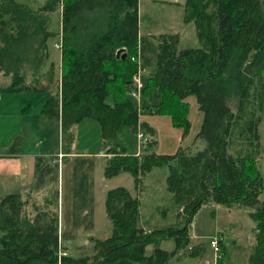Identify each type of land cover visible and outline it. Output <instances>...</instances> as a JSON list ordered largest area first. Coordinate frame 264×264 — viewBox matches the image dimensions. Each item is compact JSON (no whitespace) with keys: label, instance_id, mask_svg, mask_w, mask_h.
Returning <instances> with one entry per match:
<instances>
[{"label":"trees","instance_id":"trees-1","mask_svg":"<svg viewBox=\"0 0 264 264\" xmlns=\"http://www.w3.org/2000/svg\"><path fill=\"white\" fill-rule=\"evenodd\" d=\"M57 11L59 75L49 52L56 36L51 15ZM185 21L194 23L199 47L180 49L178 34L159 35L156 71L139 92L158 90L161 101L151 110L170 116L184 134L191 126L187 99L194 97L203 115L196 142L204 145L193 154H158L155 130L140 122V105L132 99L141 69L139 0H46L37 9L0 0V74L10 77V88L49 92L42 115L60 121L63 154L75 139L73 127L92 119L108 144L105 177L127 171L139 190L143 176L167 167V189L177 210L175 223L145 230L139 224L138 196L125 187L111 189L105 198L111 235L94 239L92 255L72 257L62 254V237L73 236L61 231L59 215L50 207L56 196H46L30 211L19 193L0 196V264H168L188 248L194 217L209 201L248 208L256 240L248 264H264V174L259 163L264 0H186ZM123 128L143 133L139 155L128 154L115 141ZM18 146L16 139L11 151ZM54 158L57 165L59 158ZM55 165L40 169L38 185L54 178ZM165 239L175 241L174 251L160 248ZM150 245L153 252L147 255ZM205 253L203 243L187 251L195 258Z\"/></svg>","mask_w":264,"mask_h":264},{"label":"rangeland","instance_id":"rangeland-1","mask_svg":"<svg viewBox=\"0 0 264 264\" xmlns=\"http://www.w3.org/2000/svg\"><path fill=\"white\" fill-rule=\"evenodd\" d=\"M18 1L32 9H37L46 2V0ZM185 2L186 0H139V61L142 68L139 75L142 83L146 84L149 77L156 71L157 37L159 35L178 34L180 49L199 47L194 23L185 21ZM50 30L56 35L49 41L50 60L56 65V70L60 58V52L56 46L57 35L61 31L60 11L51 15ZM10 82L9 76L0 75V97H7L11 91L15 94L14 97L26 102L24 107L31 105L33 117L40 113L49 92H29L21 87L10 88ZM140 94V100L136 96L132 99L140 105L142 113L153 112L156 115V119L153 117L154 130L157 136L156 141H160L161 144L158 146L157 143L156 153L161 151L165 153L160 154H174L184 150L187 154H193L203 147V141L202 144L193 141L194 143L192 142L189 146L185 145L186 139H197L203 119L194 97L187 99L191 126L185 135L182 128L173 126L170 116L158 114L157 109L147 110V106L148 108L154 107L161 101L158 90L151 88L146 95ZM151 103L153 105H149ZM2 116L3 113H0V118ZM37 118L42 120L41 118L45 117L37 115ZM81 123L74 128L75 139L71 145L69 144V147L66 146V149H69V153L66 155L63 154L62 134H60L59 128L55 129L50 141L47 137L48 145L40 140L36 142V139L31 138L35 142L26 147L27 149L36 148L44 166L47 163L55 165L52 164L53 158H59L61 154L57 165H55L58 168L56 175L51 179L44 178L39 183L37 193L38 195L44 193L45 196L52 198L57 197L55 204L50 207L59 215L61 231L68 232L71 237L73 236L70 240L62 237L63 249L61 250L72 257L92 255L94 239H105L111 235L112 224L106 214L105 198L109 190L117 187H125L134 196H138L141 203L139 224L145 230L161 229L175 223L177 210L173 207L171 194L166 184L168 168L156 167L143 176L139 190H136L134 178L127 171L111 178L105 177L104 172L107 165L105 153L108 144L103 141L100 127L96 121L91 119V121ZM1 125L0 123V139L6 136H2ZM38 129H40L38 132L41 136L43 128L40 124ZM178 132H183L187 138L176 147ZM259 134L262 145L259 163L264 174V120L259 125ZM138 135L130 128H123L118 132L115 141L128 154L134 155L132 151L136 149L141 153L143 145L139 141ZM18 141L19 143L22 141L21 137L18 138ZM261 199H264V192L261 194ZM167 209H170V212L164 216L163 211ZM254 226L255 223L250 218L249 210L245 206L238 204L219 206L209 201L194 217L190 228L188 248L183 250L179 256H172L168 264H214L213 257L216 252L210 245L211 237L219 241L220 249L216 256H222V264H248L256 247ZM200 243L206 247L204 256L202 258L189 256L188 249ZM159 246L163 250L172 252L175 250V241L165 239L160 242ZM153 248L152 245L146 248L147 255L152 254Z\"/></svg>","mask_w":264,"mask_h":264},{"label":"crops","instance_id":"crops-1","mask_svg":"<svg viewBox=\"0 0 264 264\" xmlns=\"http://www.w3.org/2000/svg\"><path fill=\"white\" fill-rule=\"evenodd\" d=\"M56 46L58 47V45ZM58 63L59 66L56 67V72L59 75L61 71L60 58ZM138 81L141 84V87H143L145 83H142L140 75H138ZM140 93L142 92H139L138 96H136L138 97V100L141 98ZM9 94L10 95L7 94V97H0V113H3V116L0 118V123L2 124L1 133L2 136L6 135L4 138L1 137L0 139V196L19 193L22 200L26 203V208L30 211L34 205L42 204L46 196L44 193L41 195L37 194L39 188V172L40 169L44 167V165H42L43 160L40 162V165H38V158H41V155L37 153L35 147V149H27L26 147L28 144L34 143L35 141L33 140L35 139L36 142H39L40 140L48 145L56 128H59L60 134H62L61 124L57 119H49L42 115V109L48 99L47 97L44 96L47 99L44 101L40 113H37L36 116L33 117L31 105L24 107L26 102L20 101L14 97L15 94L11 91ZM149 105H153V103ZM26 107L30 108L29 110L24 111V108ZM146 108L147 110L152 111L151 108L153 107L148 108L147 106ZM141 110L142 109L140 107V122L147 123L154 129L153 117L156 115L153 114V112H149L150 114L142 113ZM37 115H41V117L45 118H41L42 120H40L37 118ZM85 121L88 122L91 120H84L83 123ZM39 124L43 128V134L41 136H39L40 132H38L40 131V129H38ZM75 127L76 126L73 127V130ZM20 137L22 141L19 143V149L14 152L11 151L16 139ZM47 137L49 141L47 140ZM186 138L187 137L184 136L183 132H178L176 147L179 146L180 142L183 143ZM155 139L157 140L156 133ZM139 141L142 143L141 139H139ZM193 141L196 142V139H186L185 145L189 146ZM157 143L158 146L161 145L160 141H157ZM132 152H134L132 153L134 155L140 154V152L136 149ZM157 153L160 154L165 152L157 151ZM54 162L55 158H53L52 164ZM45 166H51V164L47 163Z\"/></svg>","mask_w":264,"mask_h":264},{"label":"built area","instance_id":"built-area-1","mask_svg":"<svg viewBox=\"0 0 264 264\" xmlns=\"http://www.w3.org/2000/svg\"><path fill=\"white\" fill-rule=\"evenodd\" d=\"M135 82H136L137 87H138V92H137V93H134V96H138V94H139V90L141 89V84H140L139 81H138V76L135 77ZM138 137H139V139H141V140L145 139V138H144V135H143L142 132L139 133ZM60 157H61V154L59 155V158H60ZM210 245H211L212 248H214V250H215V252H216V253H215V257H213V261H214V264H217V263H218V260H219V257L216 256V254H217V251H219V249H220V248H219V241H218L216 238L211 237V238H210ZM62 254H63V255H66L65 252H62Z\"/></svg>","mask_w":264,"mask_h":264},{"label":"water","instance_id":"water-1","mask_svg":"<svg viewBox=\"0 0 264 264\" xmlns=\"http://www.w3.org/2000/svg\"><path fill=\"white\" fill-rule=\"evenodd\" d=\"M120 53H121V51H119L118 53H117V55L119 56L120 55ZM125 57V56H124Z\"/></svg>","mask_w":264,"mask_h":264}]
</instances>
